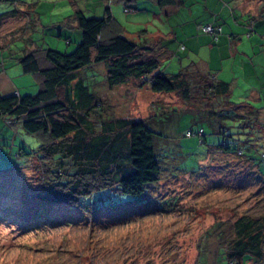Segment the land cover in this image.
I'll use <instances>...</instances> for the list:
<instances>
[{"label":"rangeland","instance_id":"rangeland-1","mask_svg":"<svg viewBox=\"0 0 264 264\" xmlns=\"http://www.w3.org/2000/svg\"><path fill=\"white\" fill-rule=\"evenodd\" d=\"M182 1L171 11L187 13L176 17L181 21L192 20L188 13H239V0ZM256 1L242 2L255 9L260 0ZM23 2H36L33 13L40 14V22H28L17 32L11 31L12 25H22L27 18H7L3 23L1 96L39 91L37 78L24 74L18 62L28 50L70 53L75 49L80 37L58 23L72 15L73 5L94 18L104 17L108 7L107 0L2 1L0 13H22ZM118 6L123 13L122 4L112 3L110 8ZM173 22L163 17L154 25L173 31ZM207 24L204 21L200 27ZM68 37L71 44L67 47ZM171 51L172 57L160 66L166 74L186 66V52L176 47ZM213 73L218 77L219 73ZM80 76L102 101L93 120L141 119L160 138L156 139L158 152L161 148L158 181L147 185L139 197L102 193L92 212L45 203L40 200V138L25 132L20 123H8L9 117L0 118V264H229L219 240L233 237L232 224L238 217L264 215V160L255 154L252 166L244 158L214 149L211 145L221 143L222 135L176 94L154 93L133 83L110 89L104 64L86 67ZM260 119L264 121L263 114ZM199 127L206 141L185 136ZM232 132L225 131L226 142Z\"/></svg>","mask_w":264,"mask_h":264},{"label":"trees","instance_id":"trees-1","mask_svg":"<svg viewBox=\"0 0 264 264\" xmlns=\"http://www.w3.org/2000/svg\"><path fill=\"white\" fill-rule=\"evenodd\" d=\"M2 1L18 4L21 0ZM111 1L102 18L87 17L73 5V13L64 23L73 30L70 23L74 22L80 31V41L72 52L35 47L18 58L22 72L39 81L37 94L0 95V118L9 117L8 123H20L25 132L36 134L41 140L40 200L92 212L102 193L139 197L147 185L158 181L161 166L157 155L161 148L158 152L156 139L160 138L143 120L91 118L102 101L80 75L86 67L97 64L105 65V81L110 89L133 83L154 93L176 94L190 111L222 135L221 143L211 145L217 151L244 158L252 166L255 154L264 160L260 109L233 102L230 85L217 80L196 62L166 74L160 66L171 56L169 51L139 44L121 32L107 36L106 28L113 20ZM16 17L19 16L11 10L0 13V42L3 23ZM226 128L234 130L227 142ZM185 136L206 141L203 127ZM232 228L231 239L219 240L228 263L262 262L264 215H242L235 219Z\"/></svg>","mask_w":264,"mask_h":264},{"label":"crops","instance_id":"crops-1","mask_svg":"<svg viewBox=\"0 0 264 264\" xmlns=\"http://www.w3.org/2000/svg\"><path fill=\"white\" fill-rule=\"evenodd\" d=\"M143 1H145L144 5H142ZM204 1L207 4V0ZM242 1L249 0H239L237 3L239 13H188L192 20L181 21L182 18L176 17L183 13H171V11L175 6L182 5V0L162 2L161 0H112L111 4L123 5V13L120 6L116 9L110 8L113 20L105 33L107 36H112L115 32H121L126 38L139 44L169 51L171 57L173 54L171 50L174 47L178 51L186 52V65L196 62L213 76V72L219 73L218 77L217 75L214 77L230 85V98L233 102L258 106L264 115V0L259 2L257 0L259 4L253 6L255 9L247 6L249 2L246 5ZM35 5L36 2H23L22 13L14 10L16 15L23 16L27 20L22 25H12L11 31L22 29L28 22H40V14L33 13ZM183 15L187 16V13ZM163 17L174 21L173 31H162L158 24L154 25L157 19ZM219 18L223 19V23L219 22ZM204 21L221 27L216 42H213L212 36L206 34L200 27ZM58 23L63 28H67L63 21ZM70 26L73 27V32L70 33L80 37V31L75 28V23H70ZM142 30H145L143 34ZM66 43L68 47L71 38L68 37ZM172 44L175 46L173 47ZM235 97L238 102L235 101Z\"/></svg>","mask_w":264,"mask_h":264},{"label":"built area","instance_id":"built-area-1","mask_svg":"<svg viewBox=\"0 0 264 264\" xmlns=\"http://www.w3.org/2000/svg\"><path fill=\"white\" fill-rule=\"evenodd\" d=\"M202 30H203L206 34L212 35L214 41L216 42L217 39H218L217 35H219L220 32H221V27H214V26L211 25V24H207V25L202 26Z\"/></svg>","mask_w":264,"mask_h":264}]
</instances>
